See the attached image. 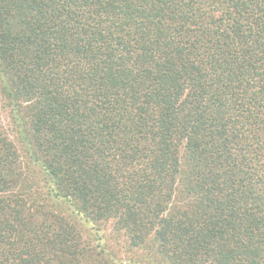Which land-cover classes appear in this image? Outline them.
Segmentation results:
<instances>
[{
	"label": "trees",
	"instance_id": "trees-1",
	"mask_svg": "<svg viewBox=\"0 0 264 264\" xmlns=\"http://www.w3.org/2000/svg\"><path fill=\"white\" fill-rule=\"evenodd\" d=\"M2 103L0 264H264V0H0Z\"/></svg>",
	"mask_w": 264,
	"mask_h": 264
},
{
	"label": "rangeland",
	"instance_id": "rangeland-1",
	"mask_svg": "<svg viewBox=\"0 0 264 264\" xmlns=\"http://www.w3.org/2000/svg\"><path fill=\"white\" fill-rule=\"evenodd\" d=\"M0 126H2L5 131H9L12 134V130L14 128L11 120H10V116H9V109L8 107L5 105V103H2L0 105ZM102 235L106 238L111 239L113 241V243L115 244V246L117 247V249H119V251L123 252L126 249V245L125 243H123V239L121 237H118L117 234H115L112 230H108L105 232H102ZM107 240V242H108ZM118 244V246H117ZM153 259V263H161L160 261H155V258L153 256H150ZM142 264H148L146 262H141ZM158 263V264H159Z\"/></svg>",
	"mask_w": 264,
	"mask_h": 264
}]
</instances>
